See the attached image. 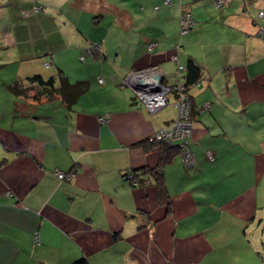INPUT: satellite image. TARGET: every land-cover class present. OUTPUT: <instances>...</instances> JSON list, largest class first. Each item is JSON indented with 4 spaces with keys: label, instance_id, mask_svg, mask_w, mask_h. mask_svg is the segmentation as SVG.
I'll list each match as a JSON object with an SVG mask.
<instances>
[{
    "label": "crops",
    "instance_id": "obj_1",
    "mask_svg": "<svg viewBox=\"0 0 264 264\" xmlns=\"http://www.w3.org/2000/svg\"><path fill=\"white\" fill-rule=\"evenodd\" d=\"M214 1L0 0V264H264V0ZM173 55L200 76L195 165L175 149L163 161L165 202L153 172L129 175L158 169L149 138L178 94L154 113L123 81L153 69L143 78L183 85Z\"/></svg>",
    "mask_w": 264,
    "mask_h": 264
},
{
    "label": "built area",
    "instance_id": "obj_2",
    "mask_svg": "<svg viewBox=\"0 0 264 264\" xmlns=\"http://www.w3.org/2000/svg\"><path fill=\"white\" fill-rule=\"evenodd\" d=\"M168 3V0H165ZM227 0H215L214 5L216 8L221 9L223 6L227 5ZM40 7H35L39 9ZM263 14L262 11L258 12V16ZM193 23L192 17L189 12L183 11L181 15V32L185 33L191 27ZM259 35L264 37V28L259 29ZM152 44L148 45V48H152ZM177 62V56L173 55L171 57ZM135 71L127 76L123 84L130 87L134 93L135 98L140 101L144 107L150 112H157L162 107L168 103V95L171 92L178 94L177 99L174 101L175 107L178 109L177 116L174 119L172 125L169 129L161 128L149 139L150 141L155 142H166L172 143L174 141H179L178 152L180 154L182 163L186 170H190L195 165V157L192 153V150L189 146V137L192 130V121L189 118V112L191 109V104L187 98V92L181 83H176L173 85L157 83V82H148L145 85H140L136 81V78L143 77L146 74L149 75L150 72L154 71ZM185 70V66L177 64L176 68V77L179 78L180 73ZM146 73V74H145ZM102 80L99 79V82ZM205 107L209 105L208 102L203 104ZM102 120V119H100ZM206 157L210 160L214 159V155L211 151H206ZM75 168L70 169L69 171L55 170L54 174L59 180H64L71 178L75 175ZM130 180L133 184L137 183V180L133 177L132 174L129 175ZM34 240L37 241V234L34 235Z\"/></svg>",
    "mask_w": 264,
    "mask_h": 264
},
{
    "label": "trees",
    "instance_id": "obj_3",
    "mask_svg": "<svg viewBox=\"0 0 264 264\" xmlns=\"http://www.w3.org/2000/svg\"><path fill=\"white\" fill-rule=\"evenodd\" d=\"M35 7H37V5H35V6L32 7V11H38V10H40V8L37 10V9H35ZM176 64H179L178 61L176 62ZM184 71H186V72H185V76H184V78H185V81L184 82L185 83L183 84V87L185 88V90L187 92V98H188V100H189V102L191 104V109H190V112H189V118L192 121L193 120L192 119V108H193V105H192V100L190 98V94H189L188 87L191 86L192 84H194L199 79V76H200V68H199V66L193 60L190 59L187 62ZM29 80H31L33 82H37L41 86H43L45 88H48V87L50 88L55 83L56 78H55V76H50V77H48L46 79H42V77L40 75L35 74V75L29 77ZM60 82L62 84H60L58 86V88L55 89V91L57 93L60 92L62 94L65 91V85L67 83H66L64 77H61ZM86 88H87V83L84 82V81H80V82L75 83L72 86L73 95L74 94L75 95L79 94L80 92L86 90ZM12 90L14 92H17V88L15 86L12 88ZM51 96L50 95H47V98H50ZM192 124H193V121H192ZM156 144H158L159 146H161L164 149H166V150H164V155L162 156V158L160 160V163L158 164V169L157 168L150 169V168H147V167H143V168H141L139 170L134 171L133 173H135V174H132V175L137 180V182L138 181L139 182L140 181L143 182L142 179H139L138 180L136 178L137 176H139L138 175V172H140L141 174H143L144 170L147 171V172H153L154 173V176L156 178L158 199L160 201H165L166 202L167 201V194H166V189H165V186H164L163 180H162L161 167H162L163 161L167 160L170 157V155L173 152H175L174 149L178 152V144H179V141H174L172 143L157 142ZM189 146H190V141H189ZM74 264H88V262L85 259H79V260H76L74 262Z\"/></svg>",
    "mask_w": 264,
    "mask_h": 264
},
{
    "label": "water",
    "instance_id": "obj_4",
    "mask_svg": "<svg viewBox=\"0 0 264 264\" xmlns=\"http://www.w3.org/2000/svg\"><path fill=\"white\" fill-rule=\"evenodd\" d=\"M136 81L140 84V85H145L148 82L152 81V82H157L160 83L161 82V75L156 74L154 76H152L151 78L147 79V78H143V77H139L136 78Z\"/></svg>",
    "mask_w": 264,
    "mask_h": 264
},
{
    "label": "rangeland",
    "instance_id": "obj_5",
    "mask_svg": "<svg viewBox=\"0 0 264 264\" xmlns=\"http://www.w3.org/2000/svg\"><path fill=\"white\" fill-rule=\"evenodd\" d=\"M170 95H171V94H170ZM170 95H169V96H170ZM170 98H172V96H170ZM154 142H155V141H154ZM156 143H157V142H156Z\"/></svg>",
    "mask_w": 264,
    "mask_h": 264
}]
</instances>
